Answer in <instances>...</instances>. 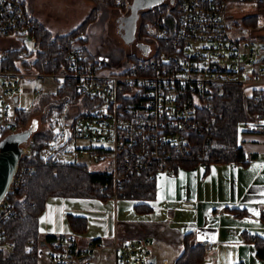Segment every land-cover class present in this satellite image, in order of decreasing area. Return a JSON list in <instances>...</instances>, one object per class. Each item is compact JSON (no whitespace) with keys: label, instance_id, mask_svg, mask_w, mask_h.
Returning <instances> with one entry per match:
<instances>
[{"label":"built area","instance_id":"obj_1","mask_svg":"<svg viewBox=\"0 0 264 264\" xmlns=\"http://www.w3.org/2000/svg\"><path fill=\"white\" fill-rule=\"evenodd\" d=\"M240 1L173 0L168 11L177 5V22L166 24L164 12L149 28V50L118 66L91 56L86 32L79 30L58 41L67 63L54 61L46 70L50 60L42 58V23L24 0H0V37L5 39L0 46V142L25 129L28 120L22 113L29 108L20 101L24 80H50L53 88L36 89L35 94L57 97L43 110L47 126L37 127L22 143L24 152L0 203V261L15 250L6 228L18 214L11 196L36 170L32 158L45 163H85V157L101 161L105 167L100 171L111 177L110 196L115 198L131 176L174 174L187 159L221 162L213 153L214 129L200 117V109L227 85L240 86L259 103L245 128L264 133V40L231 34L228 6ZM130 5L131 0H113L123 11ZM64 86L76 93L59 95ZM47 129L51 135L40 140L37 135ZM78 139L90 144H78ZM257 219L264 221L263 205ZM202 245L211 250L215 242L203 240ZM159 247L153 237L124 240L117 232L109 242L93 238L80 245L77 235L68 232L30 239L24 251L36 252L38 264H159Z\"/></svg>","mask_w":264,"mask_h":264},{"label":"trees","instance_id":"obj_2","mask_svg":"<svg viewBox=\"0 0 264 264\" xmlns=\"http://www.w3.org/2000/svg\"><path fill=\"white\" fill-rule=\"evenodd\" d=\"M100 5L113 6V0H96ZM173 1V0H172ZM209 1V0H207ZM27 4V0H24ZM262 6L264 4H261ZM170 5L160 2L153 7L146 8L140 13L141 27L140 36H150L149 28L152 23L161 18L164 12H167L165 18L166 24L176 23L178 20V7L175 5L168 11ZM100 10L98 6L94 11ZM93 11V12H94ZM95 13L88 16L83 23L74 30L65 34H54L43 24H41V33L43 44L41 53L42 58H48L50 61L43 68L51 70L55 63H67L66 56L58 46V41L63 40L69 35L79 30L87 33V27L93 22ZM254 16H245V22H253ZM256 17V16H255ZM253 19V20H252ZM264 40L262 35H252ZM87 42V37L85 39ZM87 52L93 54L87 49ZM136 56H130V60H138ZM220 89H222L220 91ZM74 87L69 86L58 93L59 95H74ZM209 104L200 109V117L210 122L214 129L213 153L218 155L223 162H243L245 152L240 142V136L243 127L252 120L258 111L259 103L245 96L242 88L236 85L223 86L216 90L208 100ZM43 110V108H42ZM40 112V122H47V112ZM32 115L31 110L22 113L26 121ZM44 126V125H43ZM51 135L50 130H42L37 135L41 140L43 137ZM36 163V170L27 176L24 186L11 198L15 201L18 214L11 218L6 224L10 239L15 244V250L10 255L1 257L0 264H38L39 259L36 252L26 253L24 247L30 239L42 237L40 230V216L47 206V201L52 196H75L101 199L108 198L113 191L111 177L101 171L90 170L86 163H45L38 159H31ZM197 163L196 159L182 160L183 166L191 167ZM157 186L154 178L146 179L142 175L131 176L124 180L119 188L118 196L137 200L135 208L138 211L153 210L152 201L157 197ZM70 225L74 229H85L87 226V217L85 215L67 214ZM190 232L185 234L186 247L178 256L175 264H197L204 257L205 246L201 243L189 244ZM55 235H46V238H52ZM262 243V242H261ZM258 254L264 257V248L260 247Z\"/></svg>","mask_w":264,"mask_h":264},{"label":"rangeland","instance_id":"obj_3","mask_svg":"<svg viewBox=\"0 0 264 264\" xmlns=\"http://www.w3.org/2000/svg\"><path fill=\"white\" fill-rule=\"evenodd\" d=\"M161 2L173 3L172 0H162ZM96 6L100 10L94 11ZM27 8L54 34H65L74 30L89 15L95 13L93 22L87 27V46L94 56L106 58L111 65H122L130 61V56L136 57L139 54H145L147 52L144 48L146 41L152 40L150 36H140L141 18L139 15L146 8H139L132 13L130 10L123 11L114 6L99 5L96 0H27ZM228 12L231 16L229 24L233 36L262 35L264 5L262 6L252 0L231 2L228 6ZM131 14L134 18L130 27L126 23V19L130 18ZM249 15L254 16L253 22L243 20L245 16ZM4 41L5 39L0 37V46ZM6 44L8 43H4V45ZM138 47H143L145 50L138 52ZM51 85L53 84L50 80L44 81L40 78L24 80L20 101L23 106L32 111L25 128L35 127L34 130H36L37 127L42 126L40 122L41 111L38 112V110H42V108L44 110L46 105L57 97L50 92L36 96L35 91L43 87L48 90L49 87L53 88ZM43 125L46 127L47 122ZM9 135L12 136L13 133ZM77 143L88 145L90 141L78 139ZM83 159L90 170L100 171L105 167L101 161L88 157ZM136 202L135 199L122 196L116 198L109 196L106 199L52 196L48 199L47 206L40 216L41 235L45 237L46 235L72 232L77 235L80 245L85 243V239L93 238L109 242L115 232L124 240H131L137 238L134 235L131 236V233H138L143 229L147 231L149 226L157 223L177 226L181 218L185 216L181 212L183 203L171 201L165 196L164 198L156 197L152 201L153 210L151 211L136 210ZM68 213L85 215L87 217L86 228L74 229L69 223ZM178 216L181 218L177 219Z\"/></svg>","mask_w":264,"mask_h":264},{"label":"crops","instance_id":"obj_4","mask_svg":"<svg viewBox=\"0 0 264 264\" xmlns=\"http://www.w3.org/2000/svg\"><path fill=\"white\" fill-rule=\"evenodd\" d=\"M240 142L246 157L243 162L182 165L174 174H160L155 179L157 197L183 203L185 215L178 216L177 226L157 223L147 231L130 234L158 240L159 264H175L187 245L188 232L191 245L215 242L197 264H264V257L258 254L259 242L264 248V221L252 211L259 212L264 206V167H258L264 165V133L245 128Z\"/></svg>","mask_w":264,"mask_h":264},{"label":"water","instance_id":"obj_5","mask_svg":"<svg viewBox=\"0 0 264 264\" xmlns=\"http://www.w3.org/2000/svg\"><path fill=\"white\" fill-rule=\"evenodd\" d=\"M161 1L162 0H133L132 13L139 8L153 7ZM131 15L133 16V14ZM262 46L264 47V42H262ZM145 49L148 51L149 46L146 45ZM34 128L30 127L18 132H13L12 136L8 134L0 142V203L9 190L20 157L24 152L22 143L28 139Z\"/></svg>","mask_w":264,"mask_h":264},{"label":"flooded vegetation","instance_id":"obj_6","mask_svg":"<svg viewBox=\"0 0 264 264\" xmlns=\"http://www.w3.org/2000/svg\"><path fill=\"white\" fill-rule=\"evenodd\" d=\"M132 4H133V0H131V5H130V9H129L130 12H132ZM126 23H128V25L131 27V25L133 24V16L132 15L130 16V18L126 19ZM262 35L264 36V30L262 32ZM144 48L143 47H140V48L138 47V52H143L145 50Z\"/></svg>","mask_w":264,"mask_h":264},{"label":"snow or ice","instance_id":"obj_7","mask_svg":"<svg viewBox=\"0 0 264 264\" xmlns=\"http://www.w3.org/2000/svg\"><path fill=\"white\" fill-rule=\"evenodd\" d=\"M258 167H264V165H260V166H258ZM261 203H264V201H261ZM252 211H253L255 214L259 215V212H258L257 210L253 209ZM61 230H63V229H61Z\"/></svg>","mask_w":264,"mask_h":264}]
</instances>
